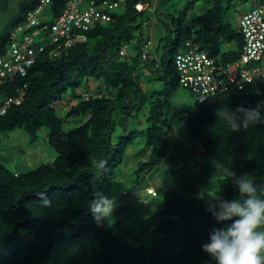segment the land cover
Masks as SVG:
<instances>
[{
  "label": "trees",
  "instance_id": "16d2710c",
  "mask_svg": "<svg viewBox=\"0 0 264 264\" xmlns=\"http://www.w3.org/2000/svg\"><path fill=\"white\" fill-rule=\"evenodd\" d=\"M146 1L125 0L113 13V21L85 32L86 40L60 57L42 52L26 75L16 74L3 85L5 98L16 97L17 86L26 85V95L0 115V142L3 133L17 128H23L33 141L46 128L57 157L52 164L26 172L13 170L0 157V264H217L202 246L214 228H224L237 217L218 222L208 210L217 197L211 193L191 196L178 190L170 195L154 221L160 234L155 246L125 240L123 234L98 225L89 211L96 193L110 198L120 166L139 136L146 142L138 155L147 156L137 161L134 172L139 178L169 154L171 120L182 115L171 106L182 85L175 57L189 48L187 42L221 62L237 59L244 44L239 23L236 26L227 17L232 0H203L197 14L194 10L200 0H188L185 7L173 11L162 6L167 0H160L154 10L139 11L136 4ZM39 2H22L21 13L1 34L0 48L7 47L12 27ZM67 2L50 0L51 21ZM150 23H160L164 30L155 38L152 57L142 60L144 45L152 37L147 30ZM225 44L233 45L226 48ZM86 80L97 81V89L91 91L88 84L80 89ZM261 87V94L248 96L232 86L182 115L185 129L202 151L223 171L227 168L252 178L258 194L264 190V80ZM66 95L71 100L61 115L56 104H62ZM258 104L261 121L246 129L232 131L217 116L220 109L235 111L238 106L256 108ZM72 115L87 118L66 131L65 119ZM142 115L148 122L145 128L138 127ZM219 186L222 199L243 203L248 198L226 176Z\"/></svg>",
  "mask_w": 264,
  "mask_h": 264
},
{
  "label": "built area",
  "instance_id": "2783aa9c",
  "mask_svg": "<svg viewBox=\"0 0 264 264\" xmlns=\"http://www.w3.org/2000/svg\"><path fill=\"white\" fill-rule=\"evenodd\" d=\"M125 0H68L62 13L50 20L47 7L50 0H40L25 13L24 20L10 30V42L0 48V115L5 114L12 104H20L26 95V85L17 86L18 94L5 98L2 87L6 80L17 74L26 75L42 52L51 58L60 57L77 42L86 40L85 32L98 23L114 20L113 13ZM152 1L139 2V11L154 10ZM154 30L157 26L150 23ZM239 26L244 34L240 56L227 62L218 61L200 49L197 44L187 42L189 48L175 57V66L180 83L189 87L201 103L218 93L235 86L246 95L261 94L264 80V0L239 17ZM155 40L151 37L144 45L142 60L152 57ZM123 48L121 54L125 55ZM148 193L157 194L154 187Z\"/></svg>",
  "mask_w": 264,
  "mask_h": 264
},
{
  "label": "rangeland",
  "instance_id": "374dc122",
  "mask_svg": "<svg viewBox=\"0 0 264 264\" xmlns=\"http://www.w3.org/2000/svg\"><path fill=\"white\" fill-rule=\"evenodd\" d=\"M254 1L255 0H232L227 12V17L237 26L242 12L250 10L253 7ZM158 2L160 3V0H157L156 3L158 4ZM187 2L188 0H167L162 6L165 9L173 11V9L185 7ZM202 3L203 0H200L198 3L199 6L196 7L194 13L200 12L198 8L201 9L200 5H202ZM157 4L152 1L153 7ZM46 9L48 11V7ZM7 24L10 27L12 22H7ZM231 45L233 44H225L224 46L228 48V46ZM162 50L163 48L161 47L157 54L159 58ZM129 51L133 53L132 49H129ZM87 84L89 85V82H87V80L84 81L80 89L87 88ZM153 84L158 87L161 85L159 81H153ZM92 85L93 88H91L90 85L89 88L91 91H95L98 87L97 81H93ZM66 98L67 99H65L62 104H56L58 112L61 115H64V113L66 114V110L63 113V107L68 108L70 104V97L67 96ZM196 103V95L189 87L182 84L172 97V111L181 110L182 115H186V111L188 109H193ZM182 115L173 116L171 120L174 130L183 131L182 143H177L179 149L175 152H171L175 156L176 162H173L170 158L165 162V158L163 160L164 162H162L163 164L156 166V168L153 169L154 171L151 170L152 172H143L140 178L134 170L136 169L139 158L142 160V158L144 159L147 156L139 157L137 153L133 154L132 152H128V158L126 156L127 161L120 166L121 174H119L116 180L115 187L109 193L110 199H114L116 207L112 213V217L103 220L101 224L112 229L118 235L122 236L123 234L124 236H122V238L129 242L136 244L145 243L148 246H155L160 234L154 221H157V215L163 206V202L174 192L182 190L179 184H175V182H178V175L184 172L196 175L199 174L200 170H206L205 168L211 167V163H209L211 157L204 151L201 152L202 146H200V143L187 132ZM86 118L87 117L84 115L69 116L65 119L64 129L66 131L71 130L84 123ZM139 123L138 127L141 126V128H145L148 126V122H146L145 116L143 115ZM114 141H117V138H114ZM145 142L146 138L141 135L130 148L141 150L145 147ZM0 157L2 161L13 170L26 172L36 169L41 164H52L57 157V152L48 142L46 128L42 129L39 137L33 141L23 128H17L2 134ZM203 166L205 167L202 168ZM173 176L174 178H172ZM224 177V171L220 167L219 172H214L207 178L208 181L205 184H207V186L212 185V187L207 188L205 184L202 183L199 185V193L190 192L188 194L196 196L206 192L218 196L221 194L219 180ZM148 184H154L153 186L159 190L162 189L161 186L166 185L169 189V193L163 195L161 192L158 197L154 198L146 193ZM181 186L183 187V185ZM262 255H264V253H262Z\"/></svg>",
  "mask_w": 264,
  "mask_h": 264
},
{
  "label": "clouds",
  "instance_id": "9594fccd",
  "mask_svg": "<svg viewBox=\"0 0 264 264\" xmlns=\"http://www.w3.org/2000/svg\"><path fill=\"white\" fill-rule=\"evenodd\" d=\"M242 114V119L238 116ZM217 116L227 122L232 131L261 121V105L256 108L238 106L235 111L220 109ZM224 174L238 187L239 194L248 198L241 203L239 200L222 199L219 195L209 206L218 222L232 220L224 228H214L209 234V242L202 246L217 264H264V190L258 189L254 180L248 175L237 176L225 168ZM148 191V188H147ZM157 195V194H156ZM116 207L114 199L103 193H96L89 205L93 219L98 225L112 217Z\"/></svg>",
  "mask_w": 264,
  "mask_h": 264
},
{
  "label": "crops",
  "instance_id": "0c3cea01",
  "mask_svg": "<svg viewBox=\"0 0 264 264\" xmlns=\"http://www.w3.org/2000/svg\"><path fill=\"white\" fill-rule=\"evenodd\" d=\"M24 1L25 0H0V24H1L0 25V34H2L4 31L9 29V26H8L7 22L11 23L21 13V6H22V2H24ZM257 1L258 0L254 1L253 6L255 5V3ZM244 12L245 11H243L242 14ZM154 25L157 26L156 30H154L153 27L150 25L148 27V33L155 40V38H160L162 36L164 29L162 28V25L160 23H157V24H154ZM92 83H93V81L89 82V85L91 86V88H93ZM182 135H183V131H177L176 129L175 130L172 129V132H171L172 148L169 151V154L165 157L166 158L164 160L165 162L169 158L173 162H176V158L171 152H175L176 150L179 149V147L177 146V143L178 142L182 143L181 142ZM139 151H140V149H132V148H129V150H128V152H132L133 154L134 153L138 154ZM201 152H202V149H201ZM127 158H128V155H127ZM126 161H127V159H126ZM209 163H211V165H210L211 167L205 168L206 170H203V169L200 170L199 174H196V175L193 174L192 175V174H188V173L184 172L183 174L178 175L179 179H178L177 183L175 182V184H179V187H181L180 189H182V191H185L187 193H190V192L199 193V190H200L199 185L202 184V183L203 184L207 183V181H208L207 178H209L211 176V174H213L214 172L217 173V172L220 171V167L217 165V163L214 160L210 159ZM161 164H163V163H161ZM161 164H159V165H161ZM205 166H203L202 168H204ZM172 178H174V176ZM153 185L154 184H152V185L148 184L149 187H154L158 191V195L154 196L152 194H148L147 193L148 195H151L153 197H158L161 192H162L163 195L169 193V189H168V187H166V185L161 186L162 187L161 190H159L158 188H156ZM181 185H183V187ZM205 186L207 188L212 187V185L211 186H207V184H205Z\"/></svg>",
  "mask_w": 264,
  "mask_h": 264
}]
</instances>
